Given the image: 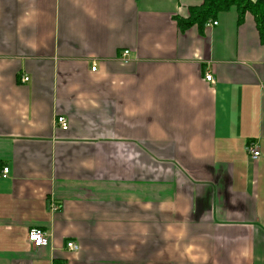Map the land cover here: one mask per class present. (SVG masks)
<instances>
[{"label":"crops","instance_id":"1","mask_svg":"<svg viewBox=\"0 0 264 264\" xmlns=\"http://www.w3.org/2000/svg\"><path fill=\"white\" fill-rule=\"evenodd\" d=\"M203 2L0 0V264H264V38Z\"/></svg>","mask_w":264,"mask_h":264},{"label":"trees","instance_id":"2","mask_svg":"<svg viewBox=\"0 0 264 264\" xmlns=\"http://www.w3.org/2000/svg\"><path fill=\"white\" fill-rule=\"evenodd\" d=\"M235 7L238 13V22L243 21L244 15L253 17L261 39L264 38V0H204L202 5L189 10L187 19H179L181 29L193 24H203L211 21L217 12ZM41 229V228H40Z\"/></svg>","mask_w":264,"mask_h":264},{"label":"built area","instance_id":"3","mask_svg":"<svg viewBox=\"0 0 264 264\" xmlns=\"http://www.w3.org/2000/svg\"><path fill=\"white\" fill-rule=\"evenodd\" d=\"M208 24L210 25V22H207V25ZM216 24H217L216 22L211 23V25H213V26ZM124 54H126V52H124ZM91 70L94 71L95 67L94 66L91 67ZM211 78H212L211 75L205 76L206 81H211ZM20 80L22 83H25V82H27L28 78L22 77ZM55 124L57 126H59L62 130H67V128H68L67 121L64 117H57L55 119ZM246 152H247V155L253 160L263 156L260 154L258 149L251 144L247 145ZM8 173H9L8 167H3L1 169V176L3 178H6ZM49 208L51 211H56L58 209V206L54 202L51 201L49 203ZM27 241L31 244L32 247L39 248V247L49 245L50 237L47 235V233L43 229L32 228L27 233ZM65 247L70 252H77L78 251V245L72 241L67 242Z\"/></svg>","mask_w":264,"mask_h":264},{"label":"rangeland","instance_id":"4","mask_svg":"<svg viewBox=\"0 0 264 264\" xmlns=\"http://www.w3.org/2000/svg\"><path fill=\"white\" fill-rule=\"evenodd\" d=\"M253 1V0H252Z\"/></svg>","mask_w":264,"mask_h":264}]
</instances>
